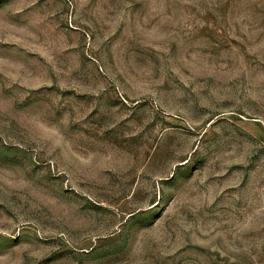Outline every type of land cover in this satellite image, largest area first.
Segmentation results:
<instances>
[{
	"label": "rangeland",
	"instance_id": "obj_1",
	"mask_svg": "<svg viewBox=\"0 0 264 264\" xmlns=\"http://www.w3.org/2000/svg\"><path fill=\"white\" fill-rule=\"evenodd\" d=\"M0 264H264V0H0Z\"/></svg>",
	"mask_w": 264,
	"mask_h": 264
}]
</instances>
